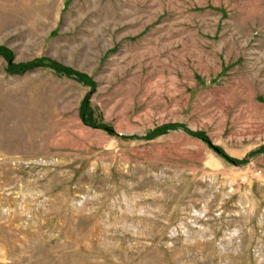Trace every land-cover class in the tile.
<instances>
[{
	"label": "rangeland",
	"instance_id": "obj_1",
	"mask_svg": "<svg viewBox=\"0 0 264 264\" xmlns=\"http://www.w3.org/2000/svg\"><path fill=\"white\" fill-rule=\"evenodd\" d=\"M0 264H264V0H0Z\"/></svg>",
	"mask_w": 264,
	"mask_h": 264
},
{
	"label": "trees",
	"instance_id": "obj_2",
	"mask_svg": "<svg viewBox=\"0 0 264 264\" xmlns=\"http://www.w3.org/2000/svg\"><path fill=\"white\" fill-rule=\"evenodd\" d=\"M61 71H63V73L66 74V75H74V73H73L72 71L68 70V69H63V68H61ZM76 76H77V78H78L80 81L83 82V78H82V76L77 75V74H76ZM82 112H83V111H82ZM82 119H83L84 123H87V124L89 123L88 120L85 118L84 113H82ZM98 127H100V128H104L105 130H108V131H111V130H109L108 128H106L105 126H98ZM164 129H165V128H161L160 130H157L156 132H154V136H155L156 134H158L159 131H163ZM196 135L201 136V135H199L198 133H197ZM201 137H202V136H201Z\"/></svg>",
	"mask_w": 264,
	"mask_h": 264
},
{
	"label": "bare ground",
	"instance_id": "obj_3",
	"mask_svg": "<svg viewBox=\"0 0 264 264\" xmlns=\"http://www.w3.org/2000/svg\"><path fill=\"white\" fill-rule=\"evenodd\" d=\"M12 28V27H11ZM10 114V113H9ZM5 118V117H4ZM20 131V130H19ZM32 136V135H31ZM26 141H28V139L26 140ZM23 143V142H22ZM26 145H28V143L26 144ZM32 152V151H31Z\"/></svg>",
	"mask_w": 264,
	"mask_h": 264
}]
</instances>
